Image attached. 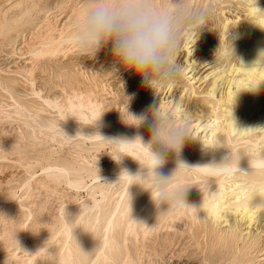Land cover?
<instances>
[{
    "label": "bare ground",
    "instance_id": "1",
    "mask_svg": "<svg viewBox=\"0 0 264 264\" xmlns=\"http://www.w3.org/2000/svg\"><path fill=\"white\" fill-rule=\"evenodd\" d=\"M20 1L18 2L17 6L15 5V7H20L22 3L25 4V2H22V1L20 2ZM168 1L169 0H164L166 4H169ZM193 1L194 0H181L186 10H188V8L190 9V5L193 3ZM207 1L208 0H205V3ZM217 1H219V4L221 6L220 12L217 11L220 16H222L220 13L223 14L225 12H230V10L231 12L234 11L233 14H236L235 12H237L238 16L235 15L237 17H235V19L232 20V21L235 20L234 21L235 24L231 23L232 21L229 19V17L224 20L222 19L223 27L221 29L223 31V35L220 33L222 36L219 35V38L217 37L218 39L215 40V37H216L215 33L219 31L214 29L213 24L211 25L213 28L205 26L206 29L199 32L197 30L199 29L198 26L200 27V25L193 26V24H190V22H188L189 24H187V27L186 26L184 27L186 29L183 30L184 31L183 36L185 38V43L183 42L184 46L182 45V47L184 51H182V47L181 49H179V51H182L185 53H183L184 55L182 58L180 57L181 59L178 57V61H177L182 66V73L180 74L178 80H176L174 83H170L167 86H164L166 90V94L165 96H162L163 98L160 97L159 99L157 97L158 98L157 99L155 96L156 99H154L153 101L152 100L149 101L148 105L144 106L148 108L150 105H153V104L158 105L161 110V115L170 117L177 124H185V122L188 121L187 131H188L190 139L187 141L183 149L182 158L186 160L189 164L199 165V166L225 164L221 169H215V168H210V167L196 168V169H191V170L181 169L180 172L177 174V176L174 177L170 181V183H172L174 187H185V186L189 187L187 189L186 202L190 207L186 206L178 211L170 210L167 213L169 215H172V217H174L173 215L175 214L177 218H181L180 221H182L183 217L199 218V221L201 222L202 227H203L202 231L204 230L205 232H207V235L209 238L207 236L206 237L207 239L210 240L209 243H211V247L209 248L210 253L207 254L209 258L207 255H206L207 258L204 257L205 259H208L210 264H219L220 260H222L223 257L226 260L227 255H231L232 253H235L236 251L235 249L237 246L236 244L238 243L239 240H242L245 237H251V236L254 237V235L252 234V231L248 230L251 225L257 222L258 223L260 222L261 224L262 222L264 223V129H258L253 132L245 131L250 127L264 128V62H256L260 51L264 50V0H233V1H228V2L225 0H217ZM208 3L209 2H207V5ZM68 4L66 3V0H33L32 2L31 1L29 3L27 2V4L23 8H18L17 11L11 14H6L3 19H0V42H2L3 47L4 45L6 46L9 44L14 46L17 43V39L20 35L19 32L23 29L27 30L26 32H30L27 34H32L36 30L35 29L36 27L43 28L42 32H40L41 29H38V28L35 31V33L37 34V31L40 30L38 32L40 33V35L38 34L39 36L29 35L31 37H36L37 41L32 40V38L28 36L30 38V39L28 38V40L30 41L27 42V40L23 37L25 39L24 41L25 45L24 46L20 45V46L27 48L28 49L26 50L27 52H29L30 50L31 53H34L38 61L44 60L41 64H39V67L36 68L35 66V63H37L35 61L37 60L34 61L35 63L31 61L30 65H28L27 63L26 64L27 66L21 65V63H24L22 62L24 59L21 58L23 60L17 63L14 62L15 61L14 59H13L14 61H11V62H14L12 64H15L14 66L17 68V69L15 68L16 70L9 69V68L7 71L2 70L4 72L6 71L5 72L6 74H4V72L0 70L3 73V74L0 73V87L12 100H14V102L17 104V108L19 106V109H16V112H18L17 110L22 109L20 108V106L23 108L35 107L34 104H32L33 101H31L32 102L31 103L30 101H24V99L21 98V96H24L23 94H25L29 88L28 85L21 84V81L23 82L25 79L26 81L27 79L30 80V76H34L36 73L41 74L39 71L44 73V71L55 70V69H57L58 73H61L60 77H62L63 75H65L63 73L66 70H69L68 68H70L71 66V63H69L67 59L65 60L66 58L65 56L68 55L67 53L70 50V45L67 42L66 36L76 25L77 18L80 12L82 11V0H68ZM211 4L212 5L210 6L213 8L214 6H216L215 3H213L212 1H211ZM210 6H208L207 9ZM57 9H63L64 11L61 14H57ZM215 9L216 8H214V10ZM6 11H9V10H6ZM50 12H52L51 13L52 18H53L52 21L54 20L53 21L54 23L52 22L53 24L49 23V21L46 22L45 17H44L45 14L50 13ZM33 13L36 14V18L32 20L30 16ZM204 13H206V11ZM214 14L216 13L214 12ZM218 14L216 15L219 16ZM48 17H51V15ZM46 19L48 20V18ZM208 21L209 19L207 20L205 17V22L203 24L207 23ZM44 22L46 23L44 24ZM209 23L207 24L210 25ZM231 24L233 25L231 26ZM213 29L217 32L214 33ZM199 30H201V28ZM53 31L54 32L58 31L57 35H55L56 33L53 34L52 33ZM228 31H233L232 36L238 35L240 37L239 39L235 40L236 42L234 46L235 52H233V47L227 46L230 48L228 49L227 47L222 46L224 37L228 33H230ZM25 34L24 36H26ZM208 37H209V41H210V38L214 37L215 43L213 45L206 44L205 46V43L208 42V39H207ZM184 38H183V41H184ZM204 39L207 41H204ZM199 41L205 42L203 43L205 47L203 52H201V48H202L200 47L201 44L200 46L197 45ZM19 50L21 52L22 48ZM8 51L9 53L7 54H12V56H14L18 50L15 47H13L12 50H8ZM22 53L24 54L25 52H22ZM25 54H24V57H25ZM105 60L106 59H104V61ZM109 60L112 61V59H109ZM109 60L107 59L108 62ZM101 64H103V62ZM74 66H75L74 68L73 66H71L72 69L77 68L76 65ZM99 66H100V63H99ZM10 68H13V67L10 66ZM98 70L100 71V69ZM72 72L71 74L67 72L66 73L68 74L67 76L70 77V75H75ZM77 72L78 71H76V73ZM122 73H124V71ZM126 73L128 72L126 71ZM106 74L107 73H105V75ZM53 75H55L54 72H53ZM102 75L103 73L100 76L102 77ZM65 76H63L62 78H64ZM106 76H104V79L106 78ZM129 76H131V74ZM77 77L78 76H76V78ZM134 77H137V76L135 75ZM19 78L20 79L24 78V79L20 81ZM40 78L42 77L38 76V79ZM74 78L71 76L70 78L71 80L70 82H68L70 87H72L73 84H75L74 86L77 85L74 82H76L78 78L77 79H74ZM122 78H123V75H122ZM138 79L141 81L139 77ZM109 80L111 81L112 79H109ZM115 80H112V81H115ZM40 81L41 80H39V83H41L42 86L39 85L40 87L35 88L33 86L34 85L33 83H32V87L30 86L34 94L38 92L37 91L38 89L44 87L45 85L47 86L50 85L49 82H47L48 84H46V83H42L43 81L42 82ZM98 81L100 80H97L95 82H98ZM106 82L107 81L103 82V84ZM129 82H130V79H129ZM100 83L101 81L99 82V85ZM133 83H136V82H133ZM65 84L67 85V80H66V83H64V86H66ZM103 84L101 83V85ZM108 85L110 87L111 85L114 86L115 84H111V85L108 84ZM118 85H116V87L114 86L113 89L119 88L120 90V87H118ZM141 85H140V88L143 89L144 85L142 87ZM93 86H94V83H93ZM70 87H66V88H69V91H70ZM76 87H72V88L75 89ZM105 87L107 88V86ZM106 88L105 90L107 92ZM52 89L54 90V88ZM98 89L99 88H97V90ZM135 89L131 88L129 90L132 95H133L132 91ZM139 89H136L135 92L137 93L138 92L137 90ZM97 90L93 89L92 91L98 92L99 90H101V88L98 91ZM121 90L123 89L121 88ZM28 91L30 92V90ZM88 91L89 89H87L85 93H87ZM41 92L39 90L38 93H41ZM70 92H73V91L71 90ZM99 92L98 94L95 93L98 97L104 94V93H99ZM117 92L119 91L117 90ZM117 92H116V95H117V98L119 99V97L122 95V92L120 96H118L119 94ZM144 92L142 90V92L139 93L141 94L140 95L141 97H142V93L143 95H146L145 94L146 92L145 93ZM153 92H147V93H149L148 95H151L153 94ZM112 93L113 92H111V94ZM34 94L32 95L35 96ZM77 94L78 93H76V95ZM85 95H84V98L82 99L81 98H79L78 100L76 99L77 101L76 100L71 101L72 98L69 97L70 101L69 99H67L68 101L64 100L65 101L64 105L68 106V108L70 107L71 109L75 111L78 109H83L84 107H86L85 109L89 107L90 109L88 113H92L95 116V118L102 124L103 127H101V129L103 128L102 130L103 132L102 133L99 132V133L105 137L123 135L129 138H134L137 135H140L144 138L145 142L148 141V139L150 138V130L146 125L137 128L131 124L133 126V128H131L130 123L127 120H123V118L120 120H115V118L113 119L111 116H109L108 113H115L116 112L115 110H111V109L104 108V107H101V109L104 108L106 109V111L99 109L98 107L100 106L96 104L98 102L97 101L98 97H96V95H95V98H97V100L95 102H94L95 99H93L92 96H90L91 94L89 95L87 94L86 96ZM39 96H40L39 99H41V101L44 103H50L52 100L51 98H45L44 96L42 97L41 95ZM70 96H73V95H70ZM77 96H80V95H77ZM140 96L139 98H141ZM65 98H68V96H65ZM151 98H154V97H151ZM101 99H99V101H101ZM110 100L111 98L109 99V102ZM123 100L127 101V99H123ZM123 100L120 99V102H123ZM134 100H137V99L134 98ZM142 100L144 99L142 98ZM54 101H52V103H54ZM103 102L104 101H102L101 103ZM106 103L108 102L106 101ZM127 103L129 104L130 101L129 102L127 101L126 104ZM123 104L122 106L126 105V104L125 105ZM132 104L134 108V105L136 103L134 104L132 102ZM49 105H52V104H49ZM142 105L141 106L139 105V106L142 107ZM59 106L61 105L59 104ZM122 106L120 104L121 108ZM48 107H51V106H48ZM117 107H114V108L116 109ZM44 108H46V106ZM107 109L110 111H108ZM138 109L140 108L137 107V110ZM129 111L130 110H128V112ZM141 112H138V113H141ZM20 113H23V112H20ZM82 113H79V115H81ZM131 113H134V112H132L131 110ZM36 114L38 116L39 112ZM115 115H120V117H123L126 114H123V116H121L122 114L116 113ZM37 116L35 115V119H37V121H39L38 119L40 118H42L41 120H44L43 118H45L44 116L42 117L40 116V118ZM75 116H78V115H75ZM71 117H74V116H71ZM86 118L88 117L86 116ZM69 119H70L69 121L73 120L72 118H69ZM77 119L78 118H75L74 122L71 121V123H69V121H66V122L67 124L68 123L72 124V123H75ZM80 119L84 121V119L82 118ZM88 121L92 122L89 119ZM93 122H97V121H93ZM51 123H49L48 126ZM84 123L86 122H83V123L81 122L80 124L79 123L77 124L81 125V126L79 125L78 126L81 127L82 130L89 131V133H85L86 135L92 132L91 135L93 136L95 134V132L93 131H95V129H97L98 127L95 128L94 130L92 129L93 131H91V128L89 130V127H87L88 124H84ZM83 124L85 125V127H82ZM54 126L57 127L56 125ZM43 127L45 126L43 125ZM67 127L68 126H65V128ZM53 128L54 127H52L51 129ZM71 128L73 129V127ZM67 129H69V127ZM67 129H64V131H66ZM78 130H76L75 132H77ZM70 131L72 132V130ZM82 134L83 132H81L80 137L83 136ZM86 135H84L85 138H92V137H86ZM93 137L95 139V136ZM127 151L129 153L127 155L129 159L127 158V156H125L127 158L125 159L126 162L124 163V164H127L125 165V168H127L132 173H136L138 170H140L139 161L141 160L142 162H147V150L137 143L131 146L129 149H127ZM175 168H176L175 159L172 155H169L168 162L163 167V169H161V171L166 176H171ZM54 171L62 172L59 170H54ZM116 172H120V171H116ZM62 173H65V171H63ZM97 175H99V173H97ZM99 176L101 177V175ZM100 177L97 176V178L95 179L99 180ZM123 179H125V181L123 180L125 182L124 183L125 191H129V192L131 191V194L128 197H125L124 194L121 195L120 199L116 201L115 204L108 203L105 206H101V205L98 206V214L94 216L88 217L85 220L78 219L76 221H73L74 223L72 222V223L67 224L66 226H63L65 227L64 239L61 241L60 244L56 245V248L53 252H50L45 255L46 257H43L45 259L43 260L44 264H135V256L130 252L128 248V234L130 230L131 229L136 230L137 226H139L140 223L145 219V217L148 216L150 213L154 211L165 212L168 208V205L161 204L159 207H157V205L153 202L149 191L144 190L140 185H137V184L130 185L132 181L127 176H123ZM203 188H208L210 190L207 189L205 193L200 192ZM77 208H80V207L77 206ZM171 221H175V220H171ZM180 223L182 224V222ZM132 225L134 226L133 228H132ZM183 226H185V222ZM258 226L260 227H257L258 228L257 232L254 231L256 233L255 236H258V237L260 236V238H263L264 240V228H261L263 225L261 226L258 224ZM175 230H179V229H175ZM183 230L185 231V229ZM200 235H198V237ZM194 237H196V235ZM260 238H258V240H260ZM136 245H138V243ZM46 246H49V244H47ZM139 247H141V245ZM43 250H44L43 246H39L35 250H33L30 254L28 255L25 254V257L27 258L26 259L27 264H33V262L36 261L39 257H41L42 253H44ZM240 250L238 251L240 252ZM262 250H264V248ZM136 252H137V249H136ZM235 257L236 256H234L233 258ZM240 259L238 261L235 258L237 262L234 260V262H232L231 264H243L241 263ZM255 259H258V258H255ZM231 260H232V257H231ZM243 260H244V257H243ZM197 263H200V262L198 261ZM202 263H206V261Z\"/></svg>",
    "mask_w": 264,
    "mask_h": 264
},
{
    "label": "rangeland",
    "instance_id": "2",
    "mask_svg": "<svg viewBox=\"0 0 264 264\" xmlns=\"http://www.w3.org/2000/svg\"><path fill=\"white\" fill-rule=\"evenodd\" d=\"M19 1L20 0H0V15H1L0 19H3L6 14H11V13L17 11L18 8H23L27 4V2L29 3L30 1L32 2L33 0H30V1L29 0H24V1L21 0L22 2H25V4L22 3L20 7H15V5L16 6L18 5ZM211 1L213 3H215V5H216V6H214V8H216L215 10L213 7L210 6V5H212ZM225 1L228 2V1H233V0H225ZM168 2L170 5V4L174 3L175 0H169ZM207 2H209L208 5H207ZM207 2L205 3V0H194L193 3L190 5V9L188 8L187 11L191 12L193 15L198 14L201 11H204V12L206 11L205 17L207 20L209 19V21L207 23L210 22L209 23L210 25H208L207 23H205L207 25L202 24V25H200V27L198 26V28L199 29L201 28V30H199V29L197 30V28H196V30L201 32L202 30L206 29V27H212L211 25L213 24L214 29L219 31V32H217L213 29L214 33L217 32V33H215L216 34L215 40H217L219 38V35H221V34L223 35V31L221 29L223 27V20L229 17V19L232 21L233 19H235V17L238 16V14H237V12H235L236 14H233L234 11L231 12V10H230V12H225L226 14L220 13L222 15V16H220L217 12V11L220 12V9H221L219 1L208 0ZM66 3L68 4V0H66ZM208 6H210L211 8L209 7L210 9L209 8L207 9ZM193 9H194V11H193ZM6 10H9V11H6ZM58 10L61 12H59ZM63 11H64L63 9H57V14H61ZM214 12L216 14H218L219 16L214 14ZM51 13L52 12L47 13L49 15L45 14L44 17H45L46 22L49 21V23L53 24L54 20L52 21L53 18H52ZM210 14H212V15H210ZM46 15H47V17H46ZM50 15H51V17H48ZM209 15H210V17H209ZM235 15H237V16H235ZM30 18L33 20L34 18H36V14L33 13L30 16ZM46 18H48V20ZM210 18L212 21L210 20ZM49 19H51V20H49ZM234 21H232L231 23L235 24ZM46 22H44V24ZM188 22L189 21H186V23L183 24V30L186 29L184 27L185 26L187 27V24H189ZM190 24H192V23L190 22ZM233 24H231V26ZM37 28L38 27H36L35 29L37 30ZM38 29H41V31L39 30L40 32L43 31V28H38ZM26 31L27 30L23 29L19 32L20 35L17 39V43L14 46L9 44L6 46L4 45V47H3L2 42H0V66H1L0 70L1 71L2 70L7 71L8 68L14 70L16 67L14 66L15 64H12V63L20 62L23 59L25 61L23 60L22 62H24V63H21V65H26L27 63H28V65H30L31 61L34 62L35 60H37L35 57V54L31 53L30 50H29V52H27L26 50H28V49L23 47V46L25 45V42H24L25 39L28 42V41H30V40H28L29 37L34 36V35L39 36L40 33H38L39 31H37V34H36L35 31L33 30L34 33H32L33 34L32 35V34H27L30 32H26ZM25 32H26V34H25ZM183 32H182V37L184 38ZM228 32H230V33H228L224 37L222 46L234 47L236 42L235 41L232 42V40H231L233 31H228ZM52 33L53 34L56 33L55 35H57L58 31L57 32L53 31ZM24 34L26 36H24ZM29 35H31V36H29ZM31 38H32V40L37 41L36 37H31ZM183 38H182V45L184 46L183 42L185 43V38H184V41H183ZM207 39H208V42H206V43L204 42V41H207L205 39L203 42L199 41L197 43V45H199V46L201 44V46H200V47H202L201 52H203V50L205 49L203 43H205V46H206V44H212L213 45L215 43L214 37L210 38V41H209V37ZM21 40H22V42H21ZM199 40H200V38H199ZM21 43H23V44H21ZM233 43H234V45H233ZM20 45H23V46H20ZM182 45H181V47H182ZM13 47H15L18 50L16 52V54L14 56H12V54H7V53H9L8 50H12ZM181 47H180V49H181ZM229 47H227V48L230 49ZM21 48H22V50L20 52L19 49H21ZM71 48L72 47L70 46V50L67 53L68 55L65 56L66 58L65 57H63V58H65V60L67 59V61L69 63H71V66H73V68L75 67L74 65H76L77 68L72 69V67L70 66V68H68L69 70H66L63 73L66 75V76L63 75V76H65L64 78H62L63 76L60 77L61 73H58L57 69L44 71V73L39 71L41 74L36 73L34 76H30V80L27 79V81H26V79H25L23 81L24 83L21 81L24 78H21V79L19 78V80L21 81V84L28 85V87H29L28 90H30V92L27 90L26 93L23 94L24 96H21V98L24 99V101H30V102L33 101V103L32 102L31 103L34 104L35 107L23 108L20 106V108H22V109L17 110L18 112H16V109H19V106L17 108V104L14 102V100H12L0 87V104H1L0 105V111L2 110L0 112V113H2V114H0V264H27V262H26L27 258L25 257V254H27V255L30 254L33 250H35L39 246H43L44 253H42L41 257H39L36 261H34L33 264H44L43 260H45V259L43 257H46L45 256L46 254L53 252L56 248V245L60 244L61 241L64 239L65 227H63V226H66L67 224L72 223L73 221H76L78 219L85 220L88 217L94 216V215L98 214V206H100V205L105 206L108 203L115 204L116 201H118L120 199L121 195L124 194L125 197H128L131 194V191L130 192L125 191V186H124L125 185L124 184L125 179H123V177H122L119 180L121 169H127V168H125V165H127V164H124V163L126 162L125 159H127L128 156L125 155V156H127V158L124 156L123 157L124 161L122 160L120 163H117L113 159V155H115V147L102 142L98 136H95L97 131L101 132V133L103 132L102 131L103 128L101 129V127H103V126L95 118V116L92 113H88L90 108L87 107V109H85L86 107H84L83 108L84 110L78 109L79 111L78 110L75 111V110L71 109L70 107L68 108V106H65L64 105L65 101H68L67 99H69V97L72 98L71 101H74L76 99L78 100L79 98H81V99L84 98L85 94L86 95L91 94L90 96H92V98L95 99L94 100V102H95L97 100V98H95V95H96L95 93L98 94V92L100 91L99 93H104V94L102 96H100L102 99L96 95V97H98L97 101L99 102V103L97 102L96 104L98 106H100L98 108L101 109V107H104V108H108L111 110H115L116 111V112L114 111L115 113H108L109 116H111L113 119L115 118V120H120L122 118H123V120H126L124 118L123 114H126L128 112V110H130L129 113H131V110L134 113H136L137 111L141 112L142 109H144V108L147 109V107H144V106L148 105L149 101H151V100L153 101L157 97L159 99H160V97L163 98L162 96H165V94H166V90L164 87L159 88V90L157 89L156 92L151 91V89H148L147 87L143 86V83L138 79V77H134L135 75L134 74L132 75V72L130 73L129 71H127L129 74L126 73V71H124L125 74L122 73V75H123L122 80L125 79L123 81V85H125V86L127 85L126 87L121 85L117 80L113 79L112 76H109L110 74H106L108 76V78H107L105 73H106V70L110 67V65L112 63V61L109 60V59H112V57H111V54H110L108 49H105L104 50L105 52L104 51H102V53L100 52L101 54L99 53L95 57L96 59L95 58H93V59L87 58V60H86V58L79 57L74 52V50ZM182 51H184L183 47H182ZM182 51L178 52L179 58L180 57L182 58L184 55L183 53H185ZM22 52H25L27 55L24 53L25 54V57H24V54ZM103 56H104V58H103ZM21 58H23V59H21ZM104 59H106L105 61L107 62V64L104 61ZM107 59L109 60V62L107 61ZM71 60H73V61H71ZM96 60H98V61H96ZM11 61H14V62H11ZM27 61H29V62H27ZM43 61H41V60L35 61V62H37V63L34 62L36 68L39 67V64H41ZM102 62H103V64H101ZM72 63H74V64H72ZM99 63H100V66H99ZM104 64H106V65H104ZM10 66L13 68H10ZM101 68L105 71H103ZM98 69H100L101 72ZM75 70L78 71L77 72L78 74L76 73ZM1 71H0V73L3 74L2 72H4V71H2V72ZM5 72H4V74H6ZM53 72L55 73V75H53ZM67 72H69L70 74H71V72L74 73L76 76H78L77 77L78 79L76 78L75 75H70V77H68L67 76L68 74H66ZM48 73H50V74H48ZM100 73L101 74L103 73V75H102L103 78L100 76L101 75ZM130 74H131V76H129ZM37 75L42 77V78L38 79ZM91 75H93V76H91ZM71 76L73 78L75 77L74 79H77L76 82H74L77 84L76 85L77 87L74 86L75 84L72 85V87H76L75 88L76 90L74 88L70 87L68 84V82H70V80H71L70 79ZM104 76H106L105 79H104ZM126 76H128V77H126ZM96 77H98L99 79ZM109 79H112L115 81H112V80L110 81ZM129 79H130V82H129ZM134 79H136V80H134ZM39 80H41L40 82L43 81L42 83H46V84H48L47 82H49L50 85H48V86L45 85L44 87L37 90L38 92H39V90H40V92L42 91L41 93H38L36 91L37 93L34 94L32 92L33 90L30 88V86L32 87V83L34 84L33 86L35 88L42 86L41 83H39ZM62 80L64 83H66V80H67V85L65 84L66 86H64V83L62 82ZM97 80H100L102 84L105 81H107V82L104 83L103 85H101V83H100V85H101L100 86L99 85L100 81L95 82ZM126 80H128V81H126ZM77 81H78V83H77ZM114 82H116V83H114ZM133 82H136V83L139 82V83L136 84ZM93 83H94V86H93ZM118 83H119V85H118ZM51 84H53L54 86ZM56 84H57V86H56ZM95 84H97V85H95ZM108 84H110V85L115 84L114 85L115 87H116V85H118V87H120V90H119V88L113 89L114 86L111 85L112 87L111 86L109 87ZM140 85H141V87L143 86V89L140 88ZM105 86H107V88ZM58 87H59V89H58ZM66 87H70V91L72 90L73 92H70L69 88H66ZM130 87L133 89H135V88L136 89L140 88V89L137 90L138 91L137 93L135 92L136 89L133 90L132 91L133 95H132L131 92L129 91L131 89ZM52 88H54V90ZM97 88H99V89L101 88V90L98 89L99 90L98 91ZM105 88L107 89V92H106ZM121 88L123 90H121ZM50 89H52V90H50ZM84 89H85V91H87V89H89V91L87 93H85ZM93 89L97 90L98 92H93L92 91ZM162 89H163V91H162ZM117 90L119 92H117ZM142 90H143V92L145 90H147V91H145L146 93L144 92L146 95L149 94L147 92H153V94L150 93L151 95L146 96V95H143V93H142V97H141L140 96L141 94H139V93H141ZM75 91H77V92H75ZM103 91H105V92H103ZM124 91L125 92L128 91V92L125 93ZM158 91L160 92V94ZM111 92H113V93L111 94ZM116 92L119 94L118 96H120V94L122 92V95L119 97V99L117 98ZM163 92H164V94H163ZM76 93H78L77 95H80V96H77ZM93 93H94V95H93ZM114 93H115V95H114ZM128 93H130V94H128ZM32 94H34L35 96H33ZM57 94H59V95H57ZM65 94H67V95H65ZM39 95H41L42 97L44 96L45 98H51L52 100L49 99V100H51L50 103H44L41 101V99H39L40 98ZM70 95H73V96H70ZM112 95H114V96H112ZM128 95L131 96L133 99L131 98V100H129L130 103L126 104L127 101L126 100L124 101L123 99H127L126 97H129ZM65 96H68V98H65ZM103 96H105V97H103ZM139 96L141 98H139ZM143 96H145L147 99ZM155 96H156V98H155ZM149 97H150V99H149ZM151 97H154V98H151ZM106 98H108V99H106ZM110 98H111V100L109 102ZM134 98L137 100H134ZM142 98L144 100H142ZM99 99H101V101H99ZM112 99H114V100H112ZM115 99H116V101H115ZM120 99H122L123 102H120ZM52 101H54V103H52ZM69 101H70V99H69ZM102 101H104V102L101 103ZM106 101L108 103H106ZM117 101L119 102V104ZM132 102L134 104L136 103L134 105V108H133ZM143 102H145V103H143ZM49 104H52V105H49ZM59 104L61 106H59ZM102 104H103V106H102ZM105 104H107V105L109 104L108 105L109 107ZM120 104H121V106H122V104L123 105L126 104V105L122 106V108H121ZM130 104H132V105H130ZM139 105L140 106L142 105V107H140ZM45 106H46V108H44ZM48 106H51L53 108L48 107ZM117 106H119V107H117ZM10 107H12V108L14 107V108L12 109ZM114 107H117L116 108L117 110ZM137 107L140 109L137 110ZM104 108H102L101 110L106 111V109H104ZM124 108H125V110H124ZM28 109H30V110H28ZM146 109L142 110V112L145 111ZM85 110H87V111H85ZM24 111H26V112H24ZM27 111H29V112H27ZM77 111L79 113H82L83 111L84 112L81 115H79V113ZM108 111H110V110H108ZM121 111H123V112H121ZM20 112H23V113H20ZM38 112H39V114L37 116L36 113H38ZM138 112L136 114H140ZM48 113H50V114H48ZM64 113H65V115H64ZM116 113L122 114L121 116H123V117H120V115H115ZM46 114H48V115H46ZM9 115H11L12 117ZM35 115L39 118H40V116L41 117L44 116L45 118H43L44 120H41L42 118H40V119H38L39 121H37V119H35ZM70 115L74 116V117H71ZM75 115H78V116H75ZM84 115H86L88 118H86V116H84ZM32 116H33V118H32ZM69 118L73 119V120H71L72 122H74L75 118H78V119L75 121V123L69 124V123H71V121H69L70 120ZM80 118L84 119V121L81 120ZM29 119L32 121H30ZM79 119L81 120L82 123L86 122L84 124H88L87 127H89V130L91 128V131H93L95 128L98 127L97 129H95V131H93V132H95V134L93 135V136H95V139L91 135L92 132H90V134L86 135L85 133H89V131L88 130H82V128L79 127V126H81V125H79L81 123ZM88 119L92 122H89ZM50 120H52V121H50ZM46 121H48V122H46ZM66 121H69V123L67 124ZM93 121H97V122H93ZM51 122H53V123H51ZM76 122L79 124H77ZM49 123H51L50 124L51 126L50 125L48 126ZM96 123H98V124H96ZM43 125L45 127H43ZM54 125H56L57 127H55ZM70 125H72V126H70ZM83 125H82V127H85V125L84 126ZM65 126H68L69 129L71 127H73V129L72 128L70 129V130H72V132L69 129H67L68 127L65 128ZM90 126H92V127H90ZM47 127H49V128H47ZM50 127L51 128L54 127V128L51 129ZM77 127H79V128H77ZM130 127L133 128L131 123H130ZM64 129H67L66 130L67 132L64 131ZM75 129L76 130L79 129L81 132H83V134H82L83 136L80 137L81 132L79 130L77 132H75L76 131ZM68 132H70V133H68ZM78 133H80V134H78ZM84 135H86V137H92V138H85ZM46 136H48V137H46ZM80 138H82V139H80ZM78 144H79V146H78ZM54 170H59L62 172L65 171V173L54 171ZM116 171H120V172H116ZM97 173H99V175H101V177L99 175H97ZM65 175H67V176H65ZM97 176L100 177L99 180L95 179V178H97ZM118 180H119V182H118ZM207 189L208 188H203L202 189L203 191L201 190L200 192L205 193L207 191ZM208 190H210V189H208ZM90 197H91V199H90ZM101 200H103V201H101ZM77 206L80 207L81 209L77 208ZM173 216L174 217H172V215H169L167 212L162 213L160 211H154L145 217V219L140 223V225L137 226L136 230H134V229L130 230V232L128 234V248H129L130 252L135 256V264H200V263L201 264H206V263L210 264L208 259H205L204 257H206V255L210 253L209 248L211 247V243H209L210 240L207 239V237H208L207 232H205L204 230L202 231L203 227H202L201 222L199 221V218H197V217H193V218L183 217L182 221H180L181 218H177V216H175V214ZM169 218H171V219H169ZM171 220H175V221H171ZM180 222H182V224ZM184 222H185V226H183ZM187 223H189V224H187ZM258 224L261 226L263 225L261 228H264L263 222H262V224L260 222L259 223L257 222V223H254L253 225H251L248 230L252 231V234L254 235V237L253 236L245 237L244 239L239 240L238 243L236 244L238 247L235 245L236 246L235 250L237 252L234 250L235 253H232L231 255H227V258L225 257L226 260L223 257V259L220 260L219 264H224L225 262H226L225 264H231L232 262H234L235 258H236V260L239 261L240 257L242 259V260L240 259V261L243 264H264V250H262L264 248V240H263V238H260V236L259 237L255 236L256 233L254 232V231L257 232V229H258L257 227H260V226H258ZM133 227L134 226L132 225V228ZM182 228L185 229L186 232ZM175 229H179V230H175ZM143 232H145V233H143ZM200 234H202V235H200ZM141 235H143V236H141ZM189 235H191L192 237ZM195 235H196V237H194ZM198 235H200V236L198 237ZM258 238H260V240H258ZM207 240H209V241H207ZM137 243L139 246L141 245V247L136 245ZM207 243H209L210 246ZM47 244H49V246H46ZM152 244H154V245H152ZM198 245H200V246H198ZM44 247H46V248H44ZM130 248H132V249H130ZM139 248H140V250H139ZM136 249H137V252H136ZM200 250H202L203 252ZM207 250H209V251H207ZM238 250H240V252L242 250L243 251L240 253ZM20 253H22V254H20ZM237 253H239V254H237ZM233 254H234V256H236L235 258H233L234 257ZM238 255H240V256H238ZM158 257H159V259H158ZM231 257H232V260H231ZM238 257H239V259H238ZM243 257H244V260H243ZM208 258H209V256H208ZM255 258H258V259H255ZM167 259H168V261H167ZM228 259L231 261H229ZM203 260L206 261V263H202V262H204ZM40 261H42V262H40ZM198 261L200 263H197Z\"/></svg>",
    "mask_w": 264,
    "mask_h": 264
},
{
    "label": "clouds",
    "instance_id": "3",
    "mask_svg": "<svg viewBox=\"0 0 264 264\" xmlns=\"http://www.w3.org/2000/svg\"><path fill=\"white\" fill-rule=\"evenodd\" d=\"M205 16L202 11L193 15L181 0L170 5L164 0H82V11L66 39L81 58L93 59L108 49L112 64L107 74L123 85L122 70L132 72L145 87L156 92L174 83L182 73V66L177 61L183 24L189 21L193 26L202 25ZM239 38L236 35L231 40L234 42ZM256 62H264V50L260 51ZM126 98L129 101L132 97ZM124 118L137 128L146 125L150 130L148 141L145 142L140 135L134 138L123 135L105 137L97 132L95 136L115 147L113 159L117 163L129 154L127 149L137 143L147 150V162L139 161L140 170L132 173L122 169L119 180L127 176L132 181L130 185H140L150 192L157 207L167 204V210L162 213L190 207L186 202L189 187H174L170 183L181 169H221L225 165L199 166L184 160L182 152L190 139L188 121L177 124L170 117L162 116L156 104L140 114L127 112ZM258 129L264 128L250 127L245 131ZM169 155L174 157L176 168L171 176H166L161 169L168 162Z\"/></svg>",
    "mask_w": 264,
    "mask_h": 264
}]
</instances>
